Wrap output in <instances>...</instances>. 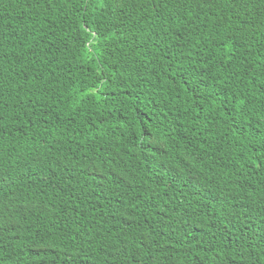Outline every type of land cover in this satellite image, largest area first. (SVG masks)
I'll return each mask as SVG.
<instances>
[{"label": "trees", "instance_id": "1", "mask_svg": "<svg viewBox=\"0 0 264 264\" xmlns=\"http://www.w3.org/2000/svg\"><path fill=\"white\" fill-rule=\"evenodd\" d=\"M0 264H264V0H0Z\"/></svg>", "mask_w": 264, "mask_h": 264}]
</instances>
